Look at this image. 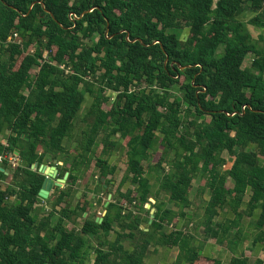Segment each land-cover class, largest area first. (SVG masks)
Here are the masks:
<instances>
[{
  "label": "trees",
  "instance_id": "trees-1",
  "mask_svg": "<svg viewBox=\"0 0 264 264\" xmlns=\"http://www.w3.org/2000/svg\"><path fill=\"white\" fill-rule=\"evenodd\" d=\"M246 6L264 29V0H0V155L20 158L0 164V264H148L159 246L179 249L176 264H224L198 244L201 226L233 254L227 264H264L244 249L252 239L264 251V46L241 17ZM119 151L127 167L114 192ZM93 160L89 190L113 195L102 221L91 201H70ZM36 162L69 172L40 219ZM197 178L209 196L194 232L178 224Z\"/></svg>",
  "mask_w": 264,
  "mask_h": 264
},
{
  "label": "rangeland",
  "instance_id": "rangeland-1",
  "mask_svg": "<svg viewBox=\"0 0 264 264\" xmlns=\"http://www.w3.org/2000/svg\"><path fill=\"white\" fill-rule=\"evenodd\" d=\"M241 17L246 22V24H247L250 32L252 33L254 39L258 42V44L260 46H264V40H261V36H264V29L258 28L250 22L251 18L253 17V12L248 6L245 7L244 12L242 13ZM188 34H189V29L188 28L184 29L182 32V35L187 36ZM252 61H253V55L249 54L245 60L244 67L251 66ZM37 71H38V68H34L31 72H32V74H34ZM176 95L179 98H181L182 92L180 90H176ZM90 103H91V99H88V101H86V103L84 104L83 109L81 110V114L79 115L78 119L76 120V127H75V130L73 132L74 137H73V139H71V141L69 140L67 142L68 146L71 149H74L76 143L78 142V140L80 139V136L82 135V131L88 127V122L86 121V119H84V114H85L86 108L89 106ZM109 104L110 103L105 105L106 109L109 108V106H110ZM192 118H194V113H192L188 117V119H192ZM6 135L2 134V133L0 134V142H6ZM95 148H96V155L97 156L103 155L104 144H102L101 141L98 142V144L96 145ZM161 154H162V147H160L159 150L153 152L151 162L150 161L145 162L146 168H148L149 163H152V164L157 163L160 159ZM6 157L12 166L18 165V163H19L18 158L19 157L16 153H10V154L6 155ZM225 157L228 159V163L226 165V168H230L232 166L233 159L229 155V153H227V152H225ZM114 163H117V166L119 169V171L115 177L113 187H112L113 191L116 192V190L120 184V181H121V179L125 173L126 167H127L126 156L123 155V153H121L119 151L118 154L116 155V160ZM46 164L51 165L50 162H48ZM59 164L62 165L63 163L59 162ZM95 167H96V161L93 160L91 168L78 181V183L76 185H74L73 197L70 201H71V204L73 207L77 206V204H79V203L84 204L86 199L91 201V204L89 206L90 212L93 214H97V219H100V218H102L103 215H105L106 203L113 199V195L110 194V195H112L111 198H110V195H107L105 192H101L99 195H95V193L93 191L89 190V188H88L89 186L94 187L96 184L94 182V179H93V172L95 171ZM57 177H58V175H57ZM109 177H111V176H109ZM56 180L57 179H55V181ZM203 183H204V180H202L201 178H197L193 181V187H192L190 195L194 201V206H192L191 209L187 210L189 212L190 216L187 218V220H183V223L180 224V227H184L186 225V223L190 220L191 223L189 225V228L191 229V231H194V232H195L196 225H199L203 219L204 206H205L204 202L209 196L208 191L204 192L201 190ZM6 184H7L6 181L3 182L4 186ZM229 185L230 186L233 185V181L231 179L229 180ZM65 186H66V183H64V185L62 187H65ZM152 186H153L154 190H157V188H158L157 181L153 182ZM57 192L58 191L56 190V186H54V188L52 189V191L50 192V195L48 197H50V196L55 197L57 195ZM98 200H100V202H98ZM150 200L153 204L156 201L154 197H152ZM170 206H172V205H170ZM146 207L148 209H151V216H152V210L155 208H152V205L150 203H148L146 205ZM38 209H39L38 213L36 214L38 219H40L41 217H43L44 215L49 213V211L51 210V207H50V204H49L47 198H42L41 202L38 204ZM146 216L148 217V215H146ZM83 221H84L83 218H79L78 226H80ZM250 221H253V220L251 219ZM71 226H72V224L70 223L69 227H71ZM203 235H204V228H203V226H201L198 229V233L196 234L197 239H198V241H197L198 244L204 243V242H202ZM203 248H204V245H203ZM175 251H178L177 247H174L172 249H168L167 247L159 246V247H157V250H155V252H152L147 257L146 262L148 264H176V261H175L176 259L172 258L173 257L172 252H175ZM230 255H231L230 252H227V250L220 255L222 257V260L224 261V264H227L229 262L230 257H231Z\"/></svg>",
  "mask_w": 264,
  "mask_h": 264
},
{
  "label": "crops",
  "instance_id": "crops-1",
  "mask_svg": "<svg viewBox=\"0 0 264 264\" xmlns=\"http://www.w3.org/2000/svg\"><path fill=\"white\" fill-rule=\"evenodd\" d=\"M247 220L248 221H246L244 225H245L246 231H248V233H250L252 230H254V227L250 225L251 219L248 218ZM182 223H183V221H180L178 226H180V224H182ZM202 242H204L203 243L204 244L203 251L207 255L219 257L222 259V257L220 256L222 253H224L226 250H227V252H230L227 248L213 244L209 241H205L204 239H202ZM244 249H245L246 254L251 258L252 261H255L257 258H264V251L262 250V248L260 246L254 247L252 244V239L245 243ZM151 250H152V252H155V250H157V248L152 247ZM172 254H173L172 258L177 260V257L179 254V249H178V251L172 252ZM230 254H231L230 256L232 257L233 254L231 252H230ZM231 257H230V259H231Z\"/></svg>",
  "mask_w": 264,
  "mask_h": 264
},
{
  "label": "water",
  "instance_id": "water-1",
  "mask_svg": "<svg viewBox=\"0 0 264 264\" xmlns=\"http://www.w3.org/2000/svg\"><path fill=\"white\" fill-rule=\"evenodd\" d=\"M19 150L16 151V154L18 155ZM32 169L36 170L38 169V171L42 174H44L46 176V179L44 181L43 184V188L40 191V196L42 198H48V196L50 195V192L52 191V189L54 188V186H59L62 187L64 185V183L67 182L68 176H69V172L66 173L64 178H58V169L56 166L54 165H48L45 163L39 164V163H34L32 165ZM55 179H57L55 181ZM112 197V195H110V198ZM110 201H108L106 203V206L109 204ZM154 212L155 209L152 210V218L154 217ZM99 221H102L103 218L98 219Z\"/></svg>",
  "mask_w": 264,
  "mask_h": 264
},
{
  "label": "built area",
  "instance_id": "built-area-1",
  "mask_svg": "<svg viewBox=\"0 0 264 264\" xmlns=\"http://www.w3.org/2000/svg\"><path fill=\"white\" fill-rule=\"evenodd\" d=\"M15 37L16 38L18 37V34L17 33L15 34ZM245 108H246V106H244V109ZM5 158H7L6 155H0V163H2ZM18 162L20 163V158H18Z\"/></svg>",
  "mask_w": 264,
  "mask_h": 264
}]
</instances>
